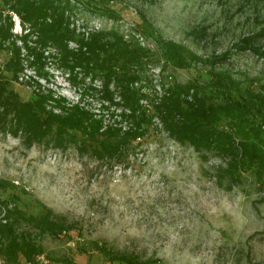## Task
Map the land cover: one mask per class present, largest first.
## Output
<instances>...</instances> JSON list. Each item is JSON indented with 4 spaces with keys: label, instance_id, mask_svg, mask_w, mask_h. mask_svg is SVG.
Here are the masks:
<instances>
[{
    "label": "rangeland",
    "instance_id": "rangeland-1",
    "mask_svg": "<svg viewBox=\"0 0 264 264\" xmlns=\"http://www.w3.org/2000/svg\"><path fill=\"white\" fill-rule=\"evenodd\" d=\"M69 2L76 31L113 30L151 51L138 82L148 96L160 92V82L202 81L208 67L163 66L154 39L137 23L139 16L150 22L154 34L202 58L222 53L238 38L264 27L261 0ZM10 15L12 32L19 33V19ZM257 43L264 50V37ZM214 68L229 73L240 88L264 83V56L248 50L230 49L228 58ZM45 69L46 80L25 68L10 87L27 100L33 89L25 83L30 77L67 102L81 99L86 107L97 109L98 81L82 78L81 73L69 80L52 60ZM220 165L215 154L168 137L156 120L125 158L107 163L80 155L71 145L58 149L39 142L28 147L19 137L0 132V178L13 184L1 197L15 194L16 206L26 214L38 213L39 201L79 228L72 238L36 239L47 264H104L93 246L102 241L157 264H264V184H257L249 173L234 184L218 181ZM25 227L21 224L19 229Z\"/></svg>",
    "mask_w": 264,
    "mask_h": 264
},
{
    "label": "trees",
    "instance_id": "trees-1",
    "mask_svg": "<svg viewBox=\"0 0 264 264\" xmlns=\"http://www.w3.org/2000/svg\"><path fill=\"white\" fill-rule=\"evenodd\" d=\"M69 8V0H0L1 133L19 137L28 147L39 142L58 149L71 145L78 154L98 162H119L145 138L156 120L176 142L215 154L222 162L217 167L218 181L234 184L249 173L257 184H264V83L252 88L249 82L240 88L229 73L214 68L228 58L230 49L264 56L257 43L264 37V27L238 38L222 53L202 58L154 34L150 22L139 16L137 23L154 39L163 66L208 67L202 81L160 82V92L148 96L138 82L151 51L113 30L76 31ZM11 12L19 19V33L12 32ZM49 60L69 80L81 73L82 78L98 81L97 109L86 107L81 99L67 102L30 77L25 83L33 89L27 100L10 87L25 68L46 80ZM12 186L0 178L3 264H38L34 256L43 252L38 237L79 234L77 223L54 214L39 201L35 202L39 212L26 214L16 206L15 194L1 197ZM21 224L26 227L19 229ZM93 246L104 264H157L132 251L114 250L104 241L93 242Z\"/></svg>",
    "mask_w": 264,
    "mask_h": 264
},
{
    "label": "built area",
    "instance_id": "built-area-1",
    "mask_svg": "<svg viewBox=\"0 0 264 264\" xmlns=\"http://www.w3.org/2000/svg\"><path fill=\"white\" fill-rule=\"evenodd\" d=\"M34 261L38 264H47L48 263V260L46 259V257L44 256L43 253L36 254L34 256ZM0 264H3V260L1 257H0Z\"/></svg>",
    "mask_w": 264,
    "mask_h": 264
}]
</instances>
